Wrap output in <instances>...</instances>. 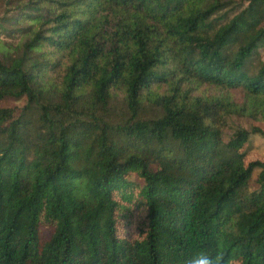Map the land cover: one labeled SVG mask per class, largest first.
<instances>
[{
    "label": "trees",
    "instance_id": "16d2710c",
    "mask_svg": "<svg viewBox=\"0 0 264 264\" xmlns=\"http://www.w3.org/2000/svg\"><path fill=\"white\" fill-rule=\"evenodd\" d=\"M244 2L0 0V264H264V162L222 134L264 120Z\"/></svg>",
    "mask_w": 264,
    "mask_h": 264
},
{
    "label": "rangeland",
    "instance_id": "374dc122",
    "mask_svg": "<svg viewBox=\"0 0 264 264\" xmlns=\"http://www.w3.org/2000/svg\"><path fill=\"white\" fill-rule=\"evenodd\" d=\"M237 3H241V6H246L244 0H235ZM2 5L0 4V12ZM248 13V12H247ZM245 14V20L248 23L253 22L251 16ZM264 6L256 7V12L254 16L260 20L261 23H264ZM8 41H15L14 39H7ZM261 58L264 60V50H262ZM235 100H242V92L240 90H234ZM24 99H5L0 101V106H10V107H19L23 105ZM238 128L247 129L250 133L249 138L244 144L242 150L245 152L244 161L245 163L251 160H259L264 162V120L260 119H251L248 117L242 116H229L226 118L225 125L223 127V139L227 141L230 138V135ZM261 168H255L252 172L251 178L249 180V189L253 190L257 188V177ZM50 229L48 228L45 231V234L48 235Z\"/></svg>",
    "mask_w": 264,
    "mask_h": 264
},
{
    "label": "clouds",
    "instance_id": "9594fccd",
    "mask_svg": "<svg viewBox=\"0 0 264 264\" xmlns=\"http://www.w3.org/2000/svg\"><path fill=\"white\" fill-rule=\"evenodd\" d=\"M188 264H225V255L220 251L213 255L207 252H200L190 259ZM232 264H235V261Z\"/></svg>",
    "mask_w": 264,
    "mask_h": 264
}]
</instances>
